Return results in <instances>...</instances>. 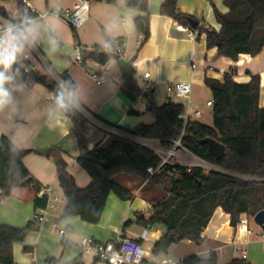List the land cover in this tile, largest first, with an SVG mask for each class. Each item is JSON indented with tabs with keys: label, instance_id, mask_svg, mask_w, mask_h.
I'll return each mask as SVG.
<instances>
[{
	"label": "crops",
	"instance_id": "crops-1",
	"mask_svg": "<svg viewBox=\"0 0 264 264\" xmlns=\"http://www.w3.org/2000/svg\"><path fill=\"white\" fill-rule=\"evenodd\" d=\"M22 1V0H21ZM166 0H150V38L143 45H139L140 34L135 20L146 17L147 14L126 5V0H116L111 4L106 0H93L90 3L89 19L79 30H73L63 20L49 16L46 21L35 16L41 24L53 21L55 32L46 33L55 36L57 45L49 47L46 38L41 39L31 48L23 59L20 68L35 67L36 73L51 75L58 82L68 75L78 86L81 96L80 106L90 120V136L92 140L90 150L104 141L102 132H116L107 128L104 123L111 124L125 131H132L138 126L152 125L154 117L148 113L145 99L132 102L121 91V67L132 64L136 70L138 85L154 97L157 102L181 104L172 97L167 98L168 86L177 82H190L192 93L190 101L184 106L183 117L186 120L199 122L210 126L207 119L213 120V111L207 103L212 100V92L206 86L205 79L223 81L224 76L231 69L236 70L235 81L238 84H248L251 76H260V108H264V50L256 57L241 55L237 62L227 58H217L216 50H208L206 35L198 34L195 40L188 39L182 32L176 30L178 21L160 14L161 5ZM42 13L59 6L64 9L72 8L76 0H23ZM180 11L192 16L198 22V27L221 30L216 21L215 10L222 14L228 12L224 0H178ZM26 12L21 8L19 0H0V24L11 18H16ZM122 42L124 44V58L112 59L106 65L93 60L83 64L73 62L78 48L92 50L106 44ZM90 72L106 73L108 82L97 85L90 77ZM149 78L144 79V75ZM18 78V77H17ZM32 98L31 103L21 102L19 109L0 114V143L3 137L8 138L19 150L27 152L23 162L31 177L41 188L53 187L57 196L62 200L58 204L44 229L32 231L25 242L14 245V259L17 264H75L81 256L77 249L64 247L58 232L53 225L68 232V238L78 241L82 238H92L99 242L115 241L128 221H134L137 213L146 218L150 216L151 202L159 197L150 184L123 185L134 194L129 202L119 200L114 194L110 195L107 207L99 224L85 223L80 217L64 218L66 204L64 191L60 187L57 177V167L52 159L39 155L52 148H58L68 164V172L74 177L79 188L85 189L92 183L90 175L77 163L81 155L77 138L72 134L73 122L70 117L63 115L53 118L50 112L54 93L37 83H25ZM182 100V99H181ZM184 101V100H183ZM163 104V105H164ZM157 105V106H163ZM138 114H132L131 112ZM199 111V115L194 112ZM118 132V131H117ZM156 148L164 150L157 141H147ZM178 155L182 160L194 165L199 160L182 149ZM165 151V150H164ZM122 184V182L120 181ZM133 187V188H132ZM156 191V192H155ZM39 198L42 196L39 194ZM36 207L33 202H22L0 194V224L15 228H26L34 222ZM259 227V226H258ZM134 227L125 229L126 235L140 237L143 232ZM252 233L249 234L248 231ZM165 233V229H152L149 237L155 236L156 241ZM261 227L253 229L248 214L239 216L237 227L231 225V216L218 208L208 227L202 234L203 244L197 246L191 241H183L173 245L169 253L160 258H150L155 242L144 241L143 246L150 250L147 261L151 264H161L165 260H172L173 264L197 256L207 260L216 255L218 264H232L234 261H244L246 264H264V239ZM84 264H103L83 256Z\"/></svg>",
	"mask_w": 264,
	"mask_h": 264
},
{
	"label": "trees",
	"instance_id": "trees-1",
	"mask_svg": "<svg viewBox=\"0 0 264 264\" xmlns=\"http://www.w3.org/2000/svg\"><path fill=\"white\" fill-rule=\"evenodd\" d=\"M106 1L111 4L116 2ZM149 1L126 0L129 8L147 14L135 20L142 45L150 38ZM19 4L25 11L23 0H19ZM224 4L228 8L226 14L215 10L216 21L221 25L219 32L197 27L199 34L206 35L207 49L216 50L217 58L233 62H237L241 55L258 56L264 50V0H224ZM160 14L185 25L194 20L180 11L178 0H166L161 5ZM110 44L114 48V43ZM83 57L84 61L93 60L102 65L115 59L112 52H105L102 47L83 50ZM16 67L19 68L18 79L41 84L55 93L59 82L54 77L39 73L27 75L22 68ZM121 74L120 91L132 102L145 99L147 111L155 122L152 125L142 124L132 131L104 123L116 132H102L104 141L90 150V120L82 111L72 110V134L81 150L77 163L90 175L92 183L85 189L77 186L58 148L38 153L56 164L58 181L66 200L64 218L80 217L85 223L97 225L110 195L114 194L124 202L134 199L133 192L120 183L119 177L128 176L140 184L148 183L164 195L151 202L149 218L137 213L134 221L126 222L123 227L128 229L137 225L151 231L162 226L165 233L155 241L151 251V255L157 257L167 255L173 245L183 241L201 246L202 234L218 208L231 216L233 227H237L240 215L248 214L252 218L264 210V108H260V76H251L248 84H238L235 81L236 70L231 69L222 82L206 78L213 101V126H207L182 118L185 112L182 104L157 106L154 97L138 85L132 64L122 66ZM206 139L225 146L222 160L213 158L209 146L202 143ZM138 141H157L165 151L174 149L176 142L180 141L181 147L177 150L184 149L220 170L174 164L164 165L158 173L150 176L148 170L159 167L162 159ZM26 154L8 138L1 139L0 191L6 197L33 202L36 209L42 208L47 200L39 198L42 188L24 165ZM35 229L34 223L23 229L0 224V264H17L14 245L25 242ZM75 264H84L82 255ZM178 264H218V261L213 254L207 260L191 256ZM232 264L246 263L234 261Z\"/></svg>",
	"mask_w": 264,
	"mask_h": 264
},
{
	"label": "built area",
	"instance_id": "built-area-1",
	"mask_svg": "<svg viewBox=\"0 0 264 264\" xmlns=\"http://www.w3.org/2000/svg\"><path fill=\"white\" fill-rule=\"evenodd\" d=\"M91 1L93 0H76V3L72 8L64 9L59 6H54L42 13L35 10L31 4L27 2L25 12L44 21H46L49 16H53L66 22V24H68V26H70L73 30H79L89 19ZM201 29L207 28L204 27ZM176 30L184 33L188 39L192 40H195L199 34L198 28L193 29L190 25H185L182 23H178L176 25ZM142 42V36H140V46L142 45ZM106 45L107 47L103 46L102 50L105 52H112L116 60L124 58V44L122 42L114 43V48H112L111 44ZM73 62L76 64H83L85 62L83 50L81 48L77 49L73 57ZM23 70L27 75L36 73L35 67H27ZM90 77L97 85H104L106 82H108L106 73L90 72ZM148 78L149 74H145L144 79L147 80ZM168 92L178 99L190 101L192 84L190 82H177L168 86ZM207 106L213 108V101L211 100L208 102ZM194 114L199 115V111H195ZM182 118L184 117L182 116ZM175 145L176 147L174 149L167 151L169 153V157L166 159L157 152L158 149L149 147L162 159V163L159 167L155 169L150 168L148 170L150 176H154L156 173H158L164 165L177 164L171 163L169 161L170 158L178 155L177 148L181 147L180 141L176 142ZM190 156L193 155L190 154ZM194 162L195 163L193 166H199L210 171L220 170L218 167L201 160H196ZM1 193L2 191H0V194ZM40 195L42 198H46L47 202L45 207L37 209L33 223L37 229L42 230L44 229L46 223L50 220L52 214L55 212L57 205L62 203V200L57 196V191L53 187L42 188ZM53 229L58 232L64 247L75 248L78 250L80 255L91 258L96 262L103 264H151L147 261L150 250L141 244V241H156L155 236L149 237L148 230H144L140 237L134 238L126 235L125 229L122 227L121 233L115 241L99 242L92 238H82L78 241H73L68 238V232L65 229L60 228L56 224L53 225ZM262 230V238L264 239V229ZM248 233L251 234L252 232L249 230ZM161 264H173V262L172 260L168 259L163 261Z\"/></svg>",
	"mask_w": 264,
	"mask_h": 264
},
{
	"label": "clouds",
	"instance_id": "clouds-1",
	"mask_svg": "<svg viewBox=\"0 0 264 264\" xmlns=\"http://www.w3.org/2000/svg\"><path fill=\"white\" fill-rule=\"evenodd\" d=\"M55 30L53 21L41 24L26 13L0 24V114L18 110L21 102H32L25 82L17 78L19 68L14 66L22 64L29 50L43 38L49 47H55L58 43L55 36H46ZM80 103L78 86L71 80H62L52 97L51 115L53 118L61 117L78 108Z\"/></svg>",
	"mask_w": 264,
	"mask_h": 264
},
{
	"label": "rangeland",
	"instance_id": "rangeland-1",
	"mask_svg": "<svg viewBox=\"0 0 264 264\" xmlns=\"http://www.w3.org/2000/svg\"><path fill=\"white\" fill-rule=\"evenodd\" d=\"M169 97H172L173 98V100L175 101V102H180L181 104H184L185 106H186V104H187V102L184 100H181V99H178V98H176L174 95H172V94H170L169 92H167V96L165 97V99H164V101L166 100L167 101V98H169ZM182 102H184V103H182ZM165 102H157V104H156V102H155V104L156 105H163ZM207 121V123H208V125H210V126H213V120L212 119H207L206 120ZM91 142H92V140L91 139H89V141H88V143H89V146L91 147ZM140 143H142V144H144L145 146H148V147H151V148H156V146H154L153 144L151 145L149 142H147V141H139ZM156 149H158V153L162 156V157H164L165 159L166 158H168L169 157V153L167 152V151H164V150H162L161 148H156ZM178 151H181V152H183V150L182 149H180V150H178ZM183 153H185V152H183ZM182 158H184V157H180L179 155H177V156H174V157H172V158H170L169 159V161L171 162V163H177L179 160H181V162L182 163H184V164H191L190 162H187V160L185 161V160H182ZM185 159V158H184ZM185 166H189V167H192L193 165H185ZM119 180L122 182V184L124 183L125 185H128L129 183L131 184V186L132 185H135L136 184V181L137 180H135V179H133V178H131V177H128V176H121V177H119ZM138 182V181H137ZM129 184V185H130ZM138 184L139 185H142V184H140L139 182H138ZM133 188V187H132ZM131 190V189H130ZM156 192V191H155ZM154 196H157V197H161V196H163L164 195V192H156V193H154L153 194ZM158 198V199H159ZM254 217H252L251 218V227L253 228V229H258L259 227L257 226V224L254 222V219H253ZM131 227H134L137 231H142V227H139V226H137V225H132ZM164 229L162 226H159V227H156L155 229ZM129 229V228H128ZM166 255L165 254H162V255H159V257L160 258H162V257H165ZM155 256H153V255H151V259L152 258H154ZM160 264V263H159Z\"/></svg>",
	"mask_w": 264,
	"mask_h": 264
},
{
	"label": "water",
	"instance_id": "water-1",
	"mask_svg": "<svg viewBox=\"0 0 264 264\" xmlns=\"http://www.w3.org/2000/svg\"><path fill=\"white\" fill-rule=\"evenodd\" d=\"M190 26L193 28V29H197L198 27V22L194 21V20H191L190 21ZM63 80H71L72 79L66 75L63 77ZM73 82V81H72ZM74 83V82H73ZM171 99L169 100L168 104L171 103ZM65 115H67L68 117H71L72 116V111L66 113ZM203 144H207L210 148V153L211 155L213 156V158L216 160V161H220L223 159L224 155H225V152H226V148L224 145H222L221 143L213 140V139H206L204 141H202ZM105 167H107V165H105ZM254 222L257 224V226L261 227L262 229H264V210L263 211H260L259 213H257L255 216H254Z\"/></svg>",
	"mask_w": 264,
	"mask_h": 264
}]
</instances>
